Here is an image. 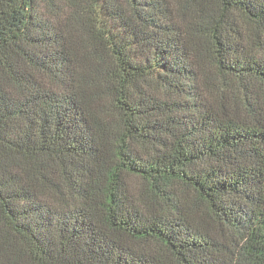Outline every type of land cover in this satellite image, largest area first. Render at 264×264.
I'll list each match as a JSON object with an SVG mask.
<instances>
[{"label": "trees", "instance_id": "1", "mask_svg": "<svg viewBox=\"0 0 264 264\" xmlns=\"http://www.w3.org/2000/svg\"><path fill=\"white\" fill-rule=\"evenodd\" d=\"M0 264H264V0H0Z\"/></svg>", "mask_w": 264, "mask_h": 264}]
</instances>
